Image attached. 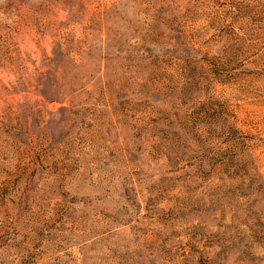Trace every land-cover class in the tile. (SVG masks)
Returning a JSON list of instances; mask_svg holds the SVG:
<instances>
[{"label":"rangeland","instance_id":"obj_1","mask_svg":"<svg viewBox=\"0 0 264 264\" xmlns=\"http://www.w3.org/2000/svg\"><path fill=\"white\" fill-rule=\"evenodd\" d=\"M0 264H264V0H0Z\"/></svg>","mask_w":264,"mask_h":264}]
</instances>
